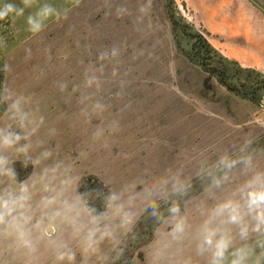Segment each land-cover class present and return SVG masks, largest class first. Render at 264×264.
I'll return each mask as SVG.
<instances>
[{
	"label": "rangeland",
	"instance_id": "obj_1",
	"mask_svg": "<svg viewBox=\"0 0 264 264\" xmlns=\"http://www.w3.org/2000/svg\"><path fill=\"white\" fill-rule=\"evenodd\" d=\"M191 0H40L57 7L38 34L27 31L26 17L0 21V83L27 96L59 129L64 155L88 148L78 165L84 176L110 177L120 183L145 170L165 168L216 155L238 146L245 137L264 160V60L258 44L205 30L193 15ZM20 5V0H0ZM67 10L66 18L63 13ZM126 10V11H124ZM196 36L213 49L211 61L231 90L214 72L205 70L193 53ZM237 44H233V43ZM118 49L101 61V53ZM262 49V48H261ZM211 58V57H210ZM91 77L92 86L85 81ZM67 84L65 91L60 84ZM257 88L254 99L245 98ZM240 93V94H239ZM100 104L102 109H96ZM120 131L93 145L91 133L114 122ZM18 177L28 176L20 161ZM95 174V175H93ZM194 181L192 196L201 192ZM153 222L142 219L139 238L129 242L133 264H144Z\"/></svg>",
	"mask_w": 264,
	"mask_h": 264
},
{
	"label": "clouds",
	"instance_id": "obj_2",
	"mask_svg": "<svg viewBox=\"0 0 264 264\" xmlns=\"http://www.w3.org/2000/svg\"><path fill=\"white\" fill-rule=\"evenodd\" d=\"M33 7L26 17L33 34L62 16L51 3L20 0L0 4V21L14 23ZM5 46L0 38V48ZM109 55L117 57L118 49L99 59ZM10 71L8 63L0 67L5 75ZM85 83L91 87L92 78ZM119 131L114 121L107 130H94L89 142L103 145ZM58 136L32 100L0 83V264H133L125 254L145 218L153 228L144 264H264V160L251 138L214 159L191 161L188 174L186 165L159 174L145 170L118 186L96 176L103 188L81 192L78 165L89 149L64 155ZM17 161L32 168L23 180ZM194 181L202 190L192 196Z\"/></svg>",
	"mask_w": 264,
	"mask_h": 264
},
{
	"label": "crops",
	"instance_id": "obj_3",
	"mask_svg": "<svg viewBox=\"0 0 264 264\" xmlns=\"http://www.w3.org/2000/svg\"><path fill=\"white\" fill-rule=\"evenodd\" d=\"M190 4L205 30L223 32L228 39L245 41L249 47L258 44L264 60V0H191Z\"/></svg>",
	"mask_w": 264,
	"mask_h": 264
},
{
	"label": "trees",
	"instance_id": "obj_4",
	"mask_svg": "<svg viewBox=\"0 0 264 264\" xmlns=\"http://www.w3.org/2000/svg\"><path fill=\"white\" fill-rule=\"evenodd\" d=\"M196 42L193 45V53L195 59L198 60V62L200 63V65L207 71L210 72H214L215 74H217V76L219 77V80L221 81V83L225 84V86H227L229 89L233 90L232 86L230 84H228L224 78L221 72H218L215 68L212 67L211 63H208L207 61H211L212 57H214V52L213 49L211 48V45L209 44V42L207 41L206 38H203V36H196ZM211 57V58H210ZM206 59H208L206 61ZM253 91L251 94H244L245 98H250V99H254V96L256 95V90L257 88H252ZM240 94V93H239ZM19 171V169H17V172ZM26 176H20L18 177L19 180H23L25 179ZM103 185L101 183L100 180H98L97 178H93V177H89L87 178V180L81 185L80 191L84 192V191H88V190H92V189H102ZM105 191H107L106 189H104ZM95 206H97L98 208L101 207V204L99 201L95 202ZM126 257L129 259H133L134 255L132 252H127Z\"/></svg>",
	"mask_w": 264,
	"mask_h": 264
}]
</instances>
